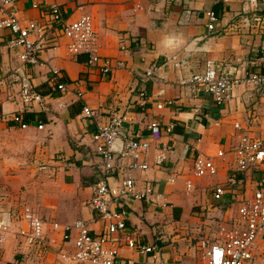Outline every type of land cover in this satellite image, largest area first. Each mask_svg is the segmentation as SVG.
I'll return each instance as SVG.
<instances>
[{
    "label": "crops",
    "instance_id": "0c3cea01",
    "mask_svg": "<svg viewBox=\"0 0 264 264\" xmlns=\"http://www.w3.org/2000/svg\"><path fill=\"white\" fill-rule=\"evenodd\" d=\"M33 2L39 4L37 8ZM53 2L70 19L88 13L97 53L122 60L125 67L103 74L98 66L87 63L88 53H70L67 39L54 28L55 43L40 53L45 65L27 69L44 104L27 108L14 72L19 63L17 50L7 47L10 34L0 29V219L11 220L14 226L9 242L0 250V264H62L54 253L40 259L15 231L24 205L35 208L47 221L71 223L81 218L94 233L101 231L102 222L95 220L89 206L92 186L102 178L94 133L113 111L129 116L124 123L127 136L147 135L152 121L173 125L172 132L157 142L170 147L162 166L155 167L150 154L148 169L130 173L138 189L146 182L155 185L154 202L132 201L127 221L137 241L155 250L140 254L124 248L123 264H205L197 241L214 237L219 225L237 217L235 201L244 191V184L237 185V195L228 193L219 202L212 198V187L223 183L234 167L231 153L220 158L216 151H228L235 144L236 122L264 144V88L259 91L246 83L237 84L232 98L217 105L209 93H195L181 81L200 73L207 59L232 68L240 78L249 72L264 75L263 29L243 0L229 4L213 0H15L13 9L21 23H46L43 8ZM209 9L217 15L211 31L205 17ZM153 63L159 68L147 78L145 71ZM50 66L60 70V80L68 85L64 95L50 81ZM77 91L82 97L76 96ZM84 106L94 110V115L85 116ZM13 114H21L28 126L15 124ZM197 153L213 156L216 175L192 176ZM59 155L71 165L65 167ZM258 175L254 173L253 179ZM187 179L192 182L190 190ZM117 180V176L109 179L114 194ZM252 185V181L246 184ZM56 236L60 242V235ZM62 247L72 251V240ZM15 250L20 254L15 255ZM20 256L22 261L15 258ZM255 264H264L262 249Z\"/></svg>",
    "mask_w": 264,
    "mask_h": 264
},
{
    "label": "built area",
    "instance_id": "2783aa9c",
    "mask_svg": "<svg viewBox=\"0 0 264 264\" xmlns=\"http://www.w3.org/2000/svg\"><path fill=\"white\" fill-rule=\"evenodd\" d=\"M14 1L0 0V29H6L10 34L7 47L17 50L19 63L14 72L20 85V98L25 107L44 104V98L35 90L27 69L45 65L40 59V53L55 43L57 35L54 28L59 29L61 35L67 39V49L70 53H88L87 63L98 66L103 74H108L115 68L125 67L124 61L101 57L97 53L92 17L88 13L82 12L78 18L70 19L64 15L59 4L53 2L47 3L43 8L48 20L46 23L35 20L21 23L13 9ZM213 1L217 4H229L233 0ZM243 3L249 7L253 19L264 33V0H243ZM38 5L36 2L32 3L35 8ZM185 13L188 14L189 10ZM205 17L208 30H213L217 20L216 13L212 9L206 10ZM120 48L124 50L125 45L121 44ZM48 68L51 73L50 81L55 88L62 95L67 93L68 85L60 80V70L51 66ZM158 68L156 64H151L145 71V76L152 78ZM235 72L232 68L207 59L200 73H194L189 79L182 80L181 84L189 85L195 93H209L217 105H222L232 98L237 84L246 83L259 91L264 88V75L249 72L240 78ZM76 96L82 97V92L77 91ZM157 108H161V104H158ZM82 113L85 116H93L94 110L84 106ZM128 118L126 113L113 111L108 122L99 125L94 133V138L98 140L97 152L101 159L102 178L92 186L89 206L95 220L102 222L101 231L94 233L81 218L71 223L47 221L33 207L24 205L21 208L18 218L16 217L21 224L17 225L15 231L40 259L54 253L56 260L62 264H123L121 252L124 248L134 249L140 254L155 250L153 246L138 242L136 234L127 227L130 203L134 200L154 202L155 185L146 182L138 189L130 173L148 169L150 154L153 165L162 166L168 159L170 147L157 142L164 134L172 132L173 125L164 127L158 121H152L147 125V135L138 133L127 136L124 123ZM11 120L21 128L28 126L21 114H13ZM42 126L39 124L37 127L41 129ZM234 129L238 132L235 144L228 151L219 148L215 155L224 158L227 153H231L234 167L225 175L223 183L212 187V198L219 202L228 193L237 195V185L244 184V191L235 201L237 217L219 225L214 237L197 241L205 264H255L260 249L264 252V144L261 138L244 131L240 123H234ZM58 160L65 167L71 165L63 155H59ZM217 173L218 167L213 156L204 153L195 155L192 163L193 177L203 178ZM254 173L259 175L253 179ZM113 176L118 177L116 194L109 185V179ZM248 181H252V187L246 186ZM185 185L186 189L190 190L191 180L187 179ZM13 229L11 220L0 219V250ZM57 233L60 235V242ZM71 240L73 250L63 249L62 245ZM33 264L46 263L36 261Z\"/></svg>",
    "mask_w": 264,
    "mask_h": 264
},
{
    "label": "rangeland",
    "instance_id": "374dc122",
    "mask_svg": "<svg viewBox=\"0 0 264 264\" xmlns=\"http://www.w3.org/2000/svg\"><path fill=\"white\" fill-rule=\"evenodd\" d=\"M1 195L2 194H0V197H1ZM8 236H7V239H6V241H5V243L3 244V246L6 244V242H9L8 241ZM196 240H194V242H195ZM3 248V247H2ZM2 250V249H1ZM15 255H19L20 253L17 251V250H15V253H14ZM17 260H21L22 261V258H21V256H20V258H17V257H15Z\"/></svg>",
    "mask_w": 264,
    "mask_h": 264
}]
</instances>
